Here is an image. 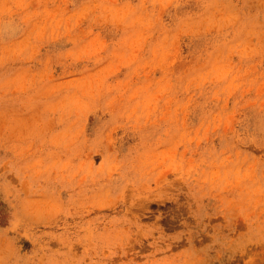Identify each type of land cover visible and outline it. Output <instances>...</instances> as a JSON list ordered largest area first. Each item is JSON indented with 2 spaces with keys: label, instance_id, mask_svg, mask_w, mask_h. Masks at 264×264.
I'll return each mask as SVG.
<instances>
[{
  "label": "rangeland",
  "instance_id": "374dc122",
  "mask_svg": "<svg viewBox=\"0 0 264 264\" xmlns=\"http://www.w3.org/2000/svg\"><path fill=\"white\" fill-rule=\"evenodd\" d=\"M0 264H264V0H0Z\"/></svg>",
  "mask_w": 264,
  "mask_h": 264
},
{
  "label": "bare ground",
  "instance_id": "6f19581e",
  "mask_svg": "<svg viewBox=\"0 0 264 264\" xmlns=\"http://www.w3.org/2000/svg\"><path fill=\"white\" fill-rule=\"evenodd\" d=\"M70 197V196H69Z\"/></svg>",
  "mask_w": 264,
  "mask_h": 264
}]
</instances>
